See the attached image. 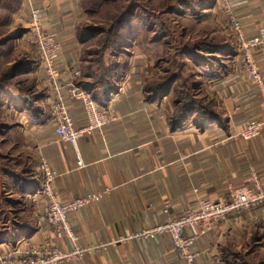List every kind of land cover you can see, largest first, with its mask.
<instances>
[{
  "label": "crops",
  "instance_id": "0c3cea01",
  "mask_svg": "<svg viewBox=\"0 0 264 264\" xmlns=\"http://www.w3.org/2000/svg\"><path fill=\"white\" fill-rule=\"evenodd\" d=\"M230 2L246 38L255 35L264 25V0ZM28 3L29 8L42 9L44 27L55 32L63 44L58 63L62 80L70 81L71 69H79L84 78L76 82L87 88L89 76L78 58L81 47L75 42L79 0ZM226 16L228 21L227 12ZM255 58L264 82V48L255 51ZM40 69L43 84L33 109L17 99L22 108L17 115L10 111L16 119L4 126L6 153L21 161L24 176L10 172L7 177L12 186L15 181L20 187L25 183L30 189L28 195L43 199L38 194L37 174L38 156L43 152L58 171L55 190L62 200L109 188L101 201L70 214L81 243L109 241L125 230L157 225L168 214L179 216L195 208L197 198L221 199L230 184L251 185L253 174L264 185V125L257 137L247 140L241 136L251 119L264 122V84L263 88L259 86L243 67L236 64L227 78L210 81L204 96L218 110H214L213 118L198 123L183 120L176 124L172 110L165 108L160 95L150 97L142 92L141 80L133 79L134 85L128 86L134 88L126 90V79H117L115 89L102 104L115 108L117 120L102 131L81 137L78 152L56 134L51 112L55 96L47 86L45 71ZM66 100L76 127L85 126L88 120L82 101L68 95ZM26 176L31 177L25 179ZM11 221L5 212L0 217V243L5 247L15 246L23 239V246L50 241L70 247L71 241L57 238L47 221H41V226L33 231ZM193 249L197 264H264V203L220 221L195 242ZM181 263L171 236L165 234L111 246L107 252L61 264Z\"/></svg>",
  "mask_w": 264,
  "mask_h": 264
},
{
  "label": "rangeland",
  "instance_id": "374dc122",
  "mask_svg": "<svg viewBox=\"0 0 264 264\" xmlns=\"http://www.w3.org/2000/svg\"><path fill=\"white\" fill-rule=\"evenodd\" d=\"M28 6V0H0V217L5 212L11 222L33 231L41 221H47V202L28 195L15 185L16 181L14 186L9 182L10 172L21 176V161L6 153L3 140V127L16 119L10 111L17 115L22 108L17 99L32 110L43 84L39 54L30 32L33 7ZM79 9L75 42L81 47L78 58L89 84L101 81L98 88L102 91L106 78L115 83L123 78L127 90L134 88L133 79L141 80L142 92L152 97L177 76L159 96L165 100V108L172 110L174 120L182 117L181 121L198 123L209 119L218 110L204 96L210 81L227 78L236 64L246 69L242 40L230 28L226 10L218 0H79ZM81 73L77 80L84 78ZM45 80L52 90L47 76ZM40 155L49 160L43 152L39 159ZM63 238L68 239H59ZM72 246L70 242V247H58L67 250ZM110 247L93 254L107 252Z\"/></svg>",
  "mask_w": 264,
  "mask_h": 264
},
{
  "label": "built area",
  "instance_id": "2783aa9c",
  "mask_svg": "<svg viewBox=\"0 0 264 264\" xmlns=\"http://www.w3.org/2000/svg\"><path fill=\"white\" fill-rule=\"evenodd\" d=\"M221 2L229 15L230 28L242 40L244 66L249 76L263 88V76L256 63L255 51L264 48V25L255 35L244 39L243 24L234 14L229 0H221ZM31 16L30 32L38 50L40 66L45 71L47 81L55 96L51 112L56 134L61 141L71 143L78 152L81 137L95 130L102 131L108 124L117 120L116 110L112 105L102 106L91 93L76 82L82 75L79 69H71L70 81L65 83L62 80L58 67L63 49L62 43L55 33L44 27L39 8L33 7ZM67 95L84 104L88 120L85 126L76 127L68 108ZM263 125L264 122L260 119H251L241 132V136L247 140L257 137L261 134ZM39 161L43 179L38 194L42 195L47 202V222L52 226L57 237L66 236L73 246L65 250L50 241L44 244L27 243L23 246L24 239L11 247H5L3 243H0V264H61L73 260L79 261L89 254L107 250L110 246L125 244L133 240L154 239L165 234L171 236L181 258V264H197V253L193 245L201 236L233 213L249 210L264 203V185L258 175L253 174L251 185L230 184L228 191L221 199L197 198L195 208L179 216L168 214L167 218L157 225L136 231L125 230L119 237L112 240L82 246L80 236L74 231L69 216L89 204L101 201L110 189L106 188L64 201L55 190L57 170L45 156L40 155ZM166 211L168 212V209Z\"/></svg>",
  "mask_w": 264,
  "mask_h": 264
},
{
  "label": "trees",
  "instance_id": "16d2710c",
  "mask_svg": "<svg viewBox=\"0 0 264 264\" xmlns=\"http://www.w3.org/2000/svg\"><path fill=\"white\" fill-rule=\"evenodd\" d=\"M108 78H106L107 79V84L103 85V86H105V88L102 91H99L100 89L98 88L100 86V82L101 81L100 82L97 81L95 85L89 84L87 86V88H86V90L88 89L89 91L93 92V97L97 101H99V103L101 105L105 103V100H107V98L110 96V93L115 89V80L108 79ZM176 78H177V76H174L169 81H167V83L164 84V87H163L162 90H159V91L157 90L156 95H160L161 92H164V91L168 90L170 88L171 84L176 80ZM214 115H215V113L213 112V114L211 115V118H213ZM181 119H182V117L180 119L175 120L176 124H180V122H182ZM205 120L206 119H203V120H200V121H197V122H202V121H205ZM3 128H5V127H3ZM0 129H2V128H0ZM20 177L24 178V176H20ZM30 177L31 176H28V177L26 176L25 179H30ZM21 181L25 182L24 180H21ZM29 184L31 185V181L29 182ZM21 187L23 188L24 192H26V193H28L30 191L29 188L25 186V183H22Z\"/></svg>",
  "mask_w": 264,
  "mask_h": 264
},
{
  "label": "bare ground",
  "instance_id": "6f19581e",
  "mask_svg": "<svg viewBox=\"0 0 264 264\" xmlns=\"http://www.w3.org/2000/svg\"><path fill=\"white\" fill-rule=\"evenodd\" d=\"M30 190V189H29ZM7 240V239H6Z\"/></svg>",
  "mask_w": 264,
  "mask_h": 264
}]
</instances>
